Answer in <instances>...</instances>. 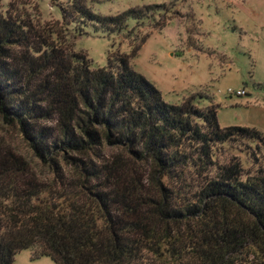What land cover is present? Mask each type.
Here are the masks:
<instances>
[{
    "label": "trees",
    "instance_id": "obj_1",
    "mask_svg": "<svg viewBox=\"0 0 264 264\" xmlns=\"http://www.w3.org/2000/svg\"><path fill=\"white\" fill-rule=\"evenodd\" d=\"M1 1L0 117L48 171L0 146V264L23 249L56 264H264V134L221 127L203 92L165 102L126 53L93 67L67 41L71 23L118 31L160 5L101 15L66 0L62 21L41 22L29 0ZM247 142L246 166L225 146Z\"/></svg>",
    "mask_w": 264,
    "mask_h": 264
},
{
    "label": "rangeland",
    "instance_id": "obj_2",
    "mask_svg": "<svg viewBox=\"0 0 264 264\" xmlns=\"http://www.w3.org/2000/svg\"><path fill=\"white\" fill-rule=\"evenodd\" d=\"M11 1L2 0L6 9ZM93 12L117 15L129 8H158L131 16L120 30L98 23H71L67 41L83 52L93 67L106 66L115 52L130 55V64L154 84L165 102L179 104L198 92L217 105L221 127L248 126L264 134V0H86ZM66 0H29L24 8L41 22L62 21ZM192 14L194 21L188 17ZM82 28L80 29V27ZM145 40L140 44L141 37ZM140 44V45H139ZM139 45V46H138ZM232 90V92L230 91ZM243 90L244 94L237 92ZM206 106L209 100L200 99ZM8 145L27 158L40 175L48 168L28 143L0 117V146ZM248 165L249 144L225 146ZM49 175V173L47 174ZM12 264H56L50 257L18 252Z\"/></svg>",
    "mask_w": 264,
    "mask_h": 264
},
{
    "label": "built area",
    "instance_id": "obj_3",
    "mask_svg": "<svg viewBox=\"0 0 264 264\" xmlns=\"http://www.w3.org/2000/svg\"><path fill=\"white\" fill-rule=\"evenodd\" d=\"M230 91L232 92V90H230ZM237 94L238 95H242V94H244V91L243 90H240V91L237 92Z\"/></svg>",
    "mask_w": 264,
    "mask_h": 264
}]
</instances>
